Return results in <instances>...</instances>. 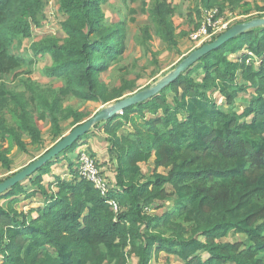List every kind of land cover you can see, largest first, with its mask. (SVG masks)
<instances>
[{
	"label": "trees",
	"instance_id": "trees-1",
	"mask_svg": "<svg viewBox=\"0 0 264 264\" xmlns=\"http://www.w3.org/2000/svg\"><path fill=\"white\" fill-rule=\"evenodd\" d=\"M58 1L63 38L46 35L30 45L34 58L49 57L43 75L61 81L55 88L24 78L34 61L11 50L13 39L29 38L31 24L39 26L42 0H0V163L6 169L12 148L26 151V136L32 144L42 142L40 122L60 137L61 121L82 120L64 100L104 104L129 88L125 79L114 86L100 74L123 60L128 22L135 18L109 22L103 10L108 0ZM171 1L152 0L147 13L155 34L176 46ZM218 1L200 0L199 9L217 8V17L223 11ZM224 1L242 14L264 12L252 0ZM150 30V24L141 28L140 43L151 39ZM244 50L264 53V25L203 54L158 93L99 127L107 142L105 163L114 169L107 195L78 173L77 152L84 146L78 144L88 133L28 176L29 185L18 182L1 193L0 264H128L131 257L151 264L161 253L180 264H264V65L247 64ZM237 54L241 61L229 58ZM26 64L29 70L22 71ZM7 74L22 81V92L6 88ZM248 90L245 105L236 108ZM61 156L71 177L54 175L43 184ZM151 159L145 175L141 163ZM35 196L42 206L16 208ZM230 234L245 240H227Z\"/></svg>",
	"mask_w": 264,
	"mask_h": 264
},
{
	"label": "rangeland",
	"instance_id": "rangeland-1",
	"mask_svg": "<svg viewBox=\"0 0 264 264\" xmlns=\"http://www.w3.org/2000/svg\"><path fill=\"white\" fill-rule=\"evenodd\" d=\"M128 1V0H127ZM152 0H136L133 3L128 2V6H125L124 0H108L103 5V10L105 12L106 18L109 22H116L120 20L123 15L127 20H130L131 17H134V22H128V38H127V49L124 55L123 60L116 65L114 68H110L100 74V77L103 81L113 84L114 86H120L121 80L125 79L129 88L123 94L122 97L127 96L135 91H138L150 84H153L166 73H168L174 65L186 56L190 51L197 48L195 42L191 40L190 34L196 30L203 19L206 16V9H199L202 3L200 0H173L171 4L174 6V16L173 21L176 29L177 45L168 46L166 45L154 31V22L148 16L147 10L150 6ZM254 6L258 4L259 6H264V0H252ZM224 0H219L216 5L223 6V11L217 17V8L216 13L213 16V20L216 21L217 27L220 28V31L223 32L229 27L251 20L253 18L264 17V12H256L252 10L250 14H242V9L240 7H234L226 4ZM131 8L135 12H131ZM210 10V9H209ZM39 20V26H34L31 24L32 35L29 38H23L21 35L17 36L12 41L11 50L14 54L19 55L28 62L30 59L34 61L31 67V74L24 73L22 76L25 78L30 76L33 80L39 82L45 87H59L61 81L55 78H49L43 75V68L50 63L49 57H37L34 58L33 53L30 49V45L35 40H38L46 35H54L60 39L63 38L64 33L60 27V22L63 20V16L59 11V1L58 0H42V9L37 16ZM151 25V39L147 43H140L141 35L140 30L144 25ZM225 25V27H222ZM229 58L230 57L229 55ZM22 71L29 70L27 64L21 68ZM3 83L5 84L8 90L15 92H22L24 86L21 80L13 78L12 74H7L3 77ZM252 91L242 93L241 98H238L236 101L235 107L240 109L245 105L243 99L249 97ZM121 98V97H120ZM119 99V98H118ZM117 99H113L107 103H99L95 101H82L78 98H68L64 100L63 106L65 108H73L76 110L77 114L80 115L82 120L78 123H81L85 119L92 116L100 108L112 104ZM73 117H70L67 120L60 122L62 126V132L64 135L67 133L73 125ZM100 126L96 127L99 128ZM42 142L39 144L30 143V139L26 136V151H21L18 148H12L9 157L11 159V165L9 169L4 168L0 163V181L10 176L13 172L17 171L21 167L28 164L30 161L42 154L47 148L52 146L60 137H57L53 134L51 127L46 122H40ZM92 130H95V125L92 127ZM128 131V128H124L121 132ZM98 139L97 142H101ZM82 144L83 140L79 141ZM84 143V142H83ZM6 146V144H4ZM90 154V150L86 148ZM96 157V154L93 153ZM71 157L75 156L70 154ZM76 158L74 157V160ZM99 162V161H98ZM102 168L104 175H112L114 169L113 165H106ZM142 171L145 175L151 173L153 168V163L149 160L146 163H141ZM160 172H165L163 168L159 169ZM47 178V177H45ZM24 186L29 185V181L24 179L21 181ZM40 198V197H39ZM5 202L3 199H0V203ZM33 202H37L33 200ZM30 204V203H29ZM29 204H25L27 206ZM171 204H166L165 207L159 211L162 213L166 210ZM24 206H20L19 209H23ZM25 207L24 209H26ZM227 240H241L244 241L245 237L240 234H230L227 237ZM1 261V257H0ZM1 263V262H0ZM133 260L130 258L128 264H132ZM151 264H180L174 256H167L164 253H161L157 256L155 260H152Z\"/></svg>",
	"mask_w": 264,
	"mask_h": 264
},
{
	"label": "water",
	"instance_id": "water-1",
	"mask_svg": "<svg viewBox=\"0 0 264 264\" xmlns=\"http://www.w3.org/2000/svg\"><path fill=\"white\" fill-rule=\"evenodd\" d=\"M262 25H264V17L253 18L229 27L225 31L218 34L213 40L205 42L190 51L186 56L180 59L168 73L153 84H150L149 86H146L127 96L121 97L110 105L100 108L92 116L72 127V129L62 135L52 146L47 148L38 157L0 181V194L14 186L16 183L23 181L45 163L54 159L63 150L71 146L79 137L88 133L95 124L101 126L112 116L121 114L124 108L147 100L158 93L162 88L175 80L181 72H184L187 68L194 64L203 54L219 47L229 39L248 29Z\"/></svg>",
	"mask_w": 264,
	"mask_h": 264
},
{
	"label": "built area",
	"instance_id": "built-area-1",
	"mask_svg": "<svg viewBox=\"0 0 264 264\" xmlns=\"http://www.w3.org/2000/svg\"><path fill=\"white\" fill-rule=\"evenodd\" d=\"M205 12L206 16L200 26L190 34L191 40L195 42L197 47L205 42L211 41L214 36L221 33L220 28L216 25V21L213 20L216 9H210ZM222 27H225V25ZM243 53L247 64H253L255 67L264 65V53L260 56L254 54L250 50H244ZM243 56L238 54L231 55L233 59L238 61H241ZM88 152L89 151L84 146L80 147L77 152L79 162L78 173L82 178L91 182L102 195H107L112 188L110 180L102 173V169L96 165L94 159ZM107 202L114 211H117L118 204L114 199L108 198Z\"/></svg>",
	"mask_w": 264,
	"mask_h": 264
},
{
	"label": "crops",
	"instance_id": "crops-1",
	"mask_svg": "<svg viewBox=\"0 0 264 264\" xmlns=\"http://www.w3.org/2000/svg\"><path fill=\"white\" fill-rule=\"evenodd\" d=\"M220 101V99H219ZM241 109V108H240ZM104 133L100 128H95V130H90L86 136V138L83 139L82 144L84 147L88 148L90 152L96 154V159L100 162L103 163L102 167L108 165L105 162L108 160V155H107V142L104 139ZM102 139L101 142H97ZM82 147V146H81ZM152 161V159H151ZM57 175L65 179H69L71 177L69 170L67 169V161L64 160V158L61 156L60 160L56 162L52 167H51V173L46 174L43 176V184H47L49 181L53 179V176ZM47 177V178H45ZM40 196H35L29 199H21L19 203L16 205V208L18 210H24L27 211L29 208H36L42 206V198ZM33 200H36L37 202H33ZM2 203V202H1ZM30 203V204H29ZM25 204H29L28 207L24 206ZM20 206H24L23 209H19ZM27 207L26 209H24ZM133 260L132 264H135L137 262L135 257H131ZM1 262V261H0ZM152 263V262H151Z\"/></svg>",
	"mask_w": 264,
	"mask_h": 264
}]
</instances>
